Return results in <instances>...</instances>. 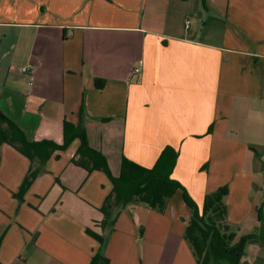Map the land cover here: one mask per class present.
I'll return each instance as SVG.
<instances>
[{"label": "crops", "instance_id": "crops-1", "mask_svg": "<svg viewBox=\"0 0 264 264\" xmlns=\"http://www.w3.org/2000/svg\"><path fill=\"white\" fill-rule=\"evenodd\" d=\"M0 111L36 142L82 127L115 177L124 158L152 168L173 148L172 177L199 208L227 187L236 242L260 237L240 264H264V0H0ZM79 146L20 201L31 162L0 145V264H198L183 191L103 225L113 184L74 163Z\"/></svg>", "mask_w": 264, "mask_h": 264}, {"label": "trees", "instance_id": "trees-1", "mask_svg": "<svg viewBox=\"0 0 264 264\" xmlns=\"http://www.w3.org/2000/svg\"><path fill=\"white\" fill-rule=\"evenodd\" d=\"M75 140L80 141V146L74 163L88 171L104 172L113 184V190L102 208L105 216L103 225L111 218L115 221L122 210L130 204H141L164 212L169 201L181 190L184 202L191 210L184 238L190 244L198 264H211L212 261L215 264H223L224 261L229 264H240L247 246L261 241L258 235L250 234L236 242L237 234L227 223L225 205L227 187L207 194L202 208H199L184 186L172 177L178 153L171 147L162 151L152 168L143 167L124 158L120 175L115 177L108 167L106 158L90 146L86 131L82 127L65 121L62 144L52 141L36 142L27 139L22 129L0 111V145L7 143L13 146L31 162L30 170L14 197L23 201L34 181L44 173V167L52 155L56 151H66ZM98 239L103 241L102 238ZM90 264H110V260L97 253Z\"/></svg>", "mask_w": 264, "mask_h": 264}, {"label": "built area", "instance_id": "built-area-1", "mask_svg": "<svg viewBox=\"0 0 264 264\" xmlns=\"http://www.w3.org/2000/svg\"><path fill=\"white\" fill-rule=\"evenodd\" d=\"M190 27V21H187L186 22V28L188 29ZM141 68H142V64L140 65L139 68H136L134 69V74L135 75H139L141 73ZM22 73L26 74L29 78V81H30V84L32 83V80H33V77H34V73H35V70L32 69V68H23L22 69Z\"/></svg>", "mask_w": 264, "mask_h": 264}, {"label": "rangeland", "instance_id": "rangeland-1", "mask_svg": "<svg viewBox=\"0 0 264 264\" xmlns=\"http://www.w3.org/2000/svg\"><path fill=\"white\" fill-rule=\"evenodd\" d=\"M211 264H215V262L214 261H212V263ZM223 264H229L227 261H224L223 262Z\"/></svg>", "mask_w": 264, "mask_h": 264}]
</instances>
